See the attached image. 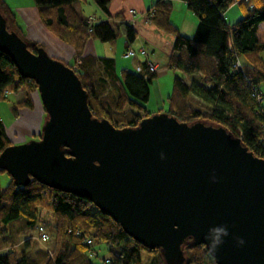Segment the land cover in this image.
<instances>
[{
	"label": "water",
	"instance_id": "obj_1",
	"mask_svg": "<svg viewBox=\"0 0 264 264\" xmlns=\"http://www.w3.org/2000/svg\"><path fill=\"white\" fill-rule=\"evenodd\" d=\"M37 86L45 121L37 139L7 146L0 169L86 198L128 237L185 264L203 245L216 264H264V159L220 125L156 112L135 128L97 119L77 74L43 47L34 53L0 11V53ZM223 228L220 243L213 246Z\"/></svg>",
	"mask_w": 264,
	"mask_h": 264
},
{
	"label": "trees",
	"instance_id": "obj_2",
	"mask_svg": "<svg viewBox=\"0 0 264 264\" xmlns=\"http://www.w3.org/2000/svg\"><path fill=\"white\" fill-rule=\"evenodd\" d=\"M33 1L46 30L73 49L74 63L53 58L77 74L88 94L87 105L93 116L99 120L105 118L116 127L135 128L140 120L152 115L145 110V105L150 96L149 85L158 70L151 73L147 69V56H143L142 72L122 68L119 76L112 57L84 55L83 49L90 37L113 43L120 35L124 36L126 50L136 39V29L123 20L120 12L109 14L108 5L112 0H93L110 17L98 21L80 15L74 8L80 0ZM173 1L155 0L146 12L151 25L173 36L165 65L181 72L180 76L173 77L163 111L187 124L203 121L223 126L232 136L240 138L255 156L264 159V0H179L186 3L188 11L197 19L192 36L181 35L172 23ZM234 4L239 5L242 16L231 24L224 14ZM0 11L7 29L16 32L30 52L42 47L20 32L13 12L3 0H0ZM236 56L243 58L241 70L232 66ZM185 76L197 79L186 82ZM20 88L26 89V99L17 106L31 108L29 94L37 91V86L19 76L9 57L1 52L0 101L8 100L4 91L12 93ZM256 95L261 97L260 101ZM199 102L202 106L198 107ZM10 145L12 141L0 120V153ZM3 173L0 169V175ZM41 208H47L54 218L53 257L40 247H27L36 240L25 239L21 246L11 242L8 252L0 253V264H92L91 258L96 255L94 245L99 243L107 247L105 260L110 264H143L145 257L148 264H164L157 249L149 250L128 237L119 224L100 213L86 198L49 189L33 178L25 187H17L11 179L4 188L0 185V238L10 241L9 227L16 224L28 231L46 223ZM76 231L80 236L75 235ZM84 237L90 238L91 244L82 245ZM184 253L185 264H216L203 245L189 243Z\"/></svg>",
	"mask_w": 264,
	"mask_h": 264
},
{
	"label": "crops",
	"instance_id": "obj_3",
	"mask_svg": "<svg viewBox=\"0 0 264 264\" xmlns=\"http://www.w3.org/2000/svg\"><path fill=\"white\" fill-rule=\"evenodd\" d=\"M7 7L13 12L14 14V20L16 21L17 26L20 28V32L23 33L25 38L31 40V41H37L42 44V47L46 49L47 53L51 55L52 57H57L56 54H63L64 59H61V57H57L61 60H63L65 63H74V51L73 49H69L68 47L63 46L60 44V42L57 40L56 37H54L49 31L46 30L44 25H42L41 21L38 17V10H36L35 4L33 0H3ZM129 0H112L109 3L108 11L110 15H114L117 13H121V16L123 17V20L129 24L132 25L137 31L136 39L129 44V48L134 50H139L142 47L146 49L147 51V57L146 59H150L153 63H156L158 66V71L161 70L162 67H167V57L169 55L166 50L160 49L158 47V44L160 40H165V45L168 47V49H172V45L174 42V38L171 35H168L166 33H162L159 30L156 29L155 26L151 25L148 16L146 15V12L150 9H146L145 0H136L137 4L134 3H128ZM155 1V0H154ZM151 2L152 3L154 2ZM86 2V1H84ZM115 3V4H114ZM173 11H172V17L171 21L173 24H175L178 27V30L181 35L184 36H192L196 30L197 27V19L194 17V15L188 11L186 3H183L179 0L173 1ZM114 4V5H113ZM74 8H76L78 11L80 10L78 3H75ZM133 11L130 12V11ZM98 12H94L93 18H100L102 20H108L110 17L109 15L106 16L99 10ZM177 16H175V14ZM225 15V20L231 24L235 23L239 18L242 16V11L240 10L239 5L234 4L230 6ZM86 18V16H83ZM98 41L94 40L92 37H90L83 49L84 55H93V56H102L101 50L104 48L99 44ZM90 44H92L91 47ZM126 39L124 36H121L117 38V40L110 44L109 50L113 54H115V57L121 56L123 57L124 52L126 51ZM165 53V54H163ZM109 56V55H108ZM107 56V57H108ZM124 58V57H123ZM134 60L132 64L129 66L127 64L124 65V68L129 69L131 66L133 69L138 65L142 64L145 59L144 57L140 59L132 58ZM69 61V62H67ZM165 65V66H164ZM161 67V68H160ZM168 68V67H167ZM169 69V68H168ZM164 71V69H162ZM176 73L175 71H173ZM180 76V75H179ZM157 77V76H156ZM186 82H190L193 79H197L193 76H185L183 77ZM153 81L150 83L152 85ZM150 91V88H149ZM151 94V91H150ZM170 94V93H169ZM26 89L20 88L17 91H14L10 93L7 98V103H0V120L3 123L4 129L6 131V134L10 141H12V137L9 133L12 132L13 137L16 136L18 131L23 132L27 136V141L30 139H37L38 133L40 132V127L45 121V112L44 108L41 105L40 98L37 94V91L30 92L29 97L32 101V107L31 108H20L17 106V103L24 102L26 97ZM150 98V96H149ZM164 99V98H163ZM161 99L160 101L163 103V106L161 104L157 105V109L151 108L149 99L147 102H149L147 105H145V110L148 113L156 114V112H164V107L166 101ZM161 107V108H160ZM15 130V131H12ZM24 136L22 138V141L24 140ZM29 140V141H30ZM26 141V142H27ZM13 144V143H12ZM6 179V178H5ZM1 180V178H0ZM10 180V177L8 175L7 179L5 180V183ZM6 184L2 187L4 188ZM22 227V226H21ZM17 228V229H15ZM14 231L19 240H17L14 245L21 246L23 242L25 241V229H21L19 224L14 225L13 227H9L8 232ZM30 231V230H28ZM33 233V230H32ZM12 244L10 245H0V253L5 252L6 249L4 248H10Z\"/></svg>",
	"mask_w": 264,
	"mask_h": 264
},
{
	"label": "rangeland",
	"instance_id": "obj_4",
	"mask_svg": "<svg viewBox=\"0 0 264 264\" xmlns=\"http://www.w3.org/2000/svg\"><path fill=\"white\" fill-rule=\"evenodd\" d=\"M152 1H154V0H145L146 9L151 6V2ZM130 2L131 3H134V4H137L136 0H129L128 3H130ZM77 3H78V6L80 8L79 13H80L81 16H86V18H88L89 20H95V21L96 20L98 21L100 19L98 17L97 18H93V14H94V12H98L97 10H99L100 12H102L94 4L93 0H86V2L80 0ZM174 14H175V16H177L176 13H174ZM59 42L63 46L68 47L69 49H71L70 46H68L67 44L65 45L63 42H61V41H59ZM99 44L104 48L103 50H101V55L102 56H106V57L109 55L108 57H112L115 60V62H116L115 70L117 71V74L119 76H120V72H121L120 70H122V68H124V65L125 64H127L129 66L132 64V62L134 61V60H132V58L139 57L140 59H142V56L140 55V53H139L138 50H136V56L135 57H133V56L132 57H127V58H125V57L123 58L121 56L115 57V54H113L111 52V50H109L111 43H103V42H100L99 41L98 45ZM91 46H92V44H90L89 47H91ZM158 47L160 49L166 50L168 52L167 55L170 54L171 49L169 50L168 47H166L165 40L164 39L160 40V42L158 44ZM163 54H165V53H163ZM56 55H58L57 57H61V59H64V58H62L63 57L62 52H61V54H56ZM262 55L264 57V54H262ZM239 61L242 64L243 58H239ZM67 62H69V61H67ZM162 69H164V71ZM128 70H131L132 71L134 69L131 66ZM176 75H181V72L174 73L173 70L168 69L166 66L161 68V70L157 74V77H155L153 79L152 85L151 84L149 85V88H150V91H151L150 98H149V102H150L151 108H155V110H156L158 108L157 107L158 104H161L163 106V103L160 100L163 99V98H164L163 100H166V97H168L169 96V93H171V86H172V83H173V80H174L173 77L176 76ZM8 92H9V94L11 93L10 91H8ZM8 95H5V96H8ZM7 102H8V100L0 101V103H2V104L7 103ZM149 102H147V104ZM195 103H196V101H195ZM197 104L198 105H196V106H198V107L199 106H202V104L200 102L197 103ZM143 114H145V113H143ZM12 131H15V130H12ZM9 134L12 137V143H13L12 145H15L16 146L17 144L27 143L26 142L27 141V136L23 132L18 131L17 134H16V136H14V137L12 135V132L9 133ZM23 136L25 138L22 141ZM7 177H8V174H5V173H3V174L0 175V178H1L0 185L2 187L6 184L5 183V180L7 179ZM41 216L46 221V223H42L40 225L43 226L44 227V230L48 233V237H50L49 240L48 241L47 240L46 241H44V240L41 241L40 238H38L39 231H38L37 227H39L38 226L39 224L36 225V228H33L30 231H26V232L24 231V233H25L24 238L26 240L27 239H31V240L34 239V240H36V241L33 242L32 245H30V244L27 245V247L32 248V246H33L34 249L40 247L42 250L44 249L45 251L48 252V256L49 257H53V252H54V249H55V248H53L54 247L55 237H53L54 230H53V226L52 225H53V222H54V218L50 214V211L47 208H41ZM22 227H20V228L23 229ZM15 229H17V228H15ZM32 230H33V233H32ZM16 235L17 234L14 231H12L11 232V237H10L11 240L10 241H9V239L7 240V239H4V238H0V245L1 246H4V245L5 246L6 245L8 246V245H10L11 242H12V244L16 243L17 240H19L18 237H17V240L14 239V238H16ZM81 244L84 245L82 242H81ZM4 249L7 250L8 248H4ZM94 250H95L96 255L95 256H93L94 254L92 255L93 256L91 258L92 264H99L102 260L108 258L107 247L103 243H99L97 245H94ZM146 258L147 257L144 258L145 260L143 261V264H148V258L147 259Z\"/></svg>",
	"mask_w": 264,
	"mask_h": 264
},
{
	"label": "built area",
	"instance_id": "obj_5",
	"mask_svg": "<svg viewBox=\"0 0 264 264\" xmlns=\"http://www.w3.org/2000/svg\"><path fill=\"white\" fill-rule=\"evenodd\" d=\"M132 13H133V11H131ZM139 51V53H140V55L143 57V56H147V51H146V49L145 48H141V49H139L138 50ZM135 57L136 56V51L134 50V49H130V48H128L126 51H125V53L123 54V57H125V58H127V57ZM146 67H147V69L151 72V73H154V72H156L158 69V66H157V64L156 63H153L150 59H147L146 60ZM232 66H234L235 68H238V69H240L241 70V68H242V65H241V63H240V61H239V58L236 56L235 57V59H234V61H233V65ZM134 70H136L138 73H140V72H142V70H141V65L140 64H138L135 68H134ZM9 94V92L8 91H4V95H8ZM257 97H258V101H260L261 100V97H259V95H256ZM38 230H39V233H38V238H40V240L41 241H48L49 240V238L50 237H48V233L44 230V227H41V226H39V228H38ZM75 235L78 237V236H80V232L79 231H76L75 232ZM81 242L84 244V245H89V244H91V239L90 238H88V237H84L82 240H81ZM5 252H8V250H6ZM99 264H110V261H108V260H102Z\"/></svg>",
	"mask_w": 264,
	"mask_h": 264
},
{
	"label": "clouds",
	"instance_id": "obj_6",
	"mask_svg": "<svg viewBox=\"0 0 264 264\" xmlns=\"http://www.w3.org/2000/svg\"><path fill=\"white\" fill-rule=\"evenodd\" d=\"M212 232L217 234L213 239V246L222 242V241H220V238H219L221 234L227 235V231L223 228L213 229Z\"/></svg>",
	"mask_w": 264,
	"mask_h": 264
},
{
	"label": "bare ground",
	"instance_id": "obj_7",
	"mask_svg": "<svg viewBox=\"0 0 264 264\" xmlns=\"http://www.w3.org/2000/svg\"><path fill=\"white\" fill-rule=\"evenodd\" d=\"M52 57V56H51ZM53 58V57H52ZM134 71V70H133ZM39 226H41V225H39ZM42 227V226H41ZM39 228V227H38ZM39 231V230H38Z\"/></svg>",
	"mask_w": 264,
	"mask_h": 264
}]
</instances>
